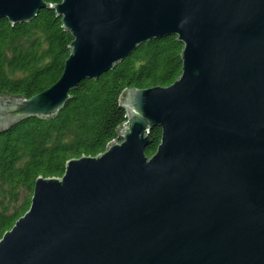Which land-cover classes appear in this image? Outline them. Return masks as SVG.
<instances>
[{
	"label": "water",
	"instance_id": "1",
	"mask_svg": "<svg viewBox=\"0 0 264 264\" xmlns=\"http://www.w3.org/2000/svg\"><path fill=\"white\" fill-rule=\"evenodd\" d=\"M42 9L73 36L64 71L31 98L0 96V130L57 115L80 82L153 39L183 43L182 73L128 89L103 153L37 178L0 264H264V0H0V19Z\"/></svg>",
	"mask_w": 264,
	"mask_h": 264
},
{
	"label": "trees",
	"instance_id": "2",
	"mask_svg": "<svg viewBox=\"0 0 264 264\" xmlns=\"http://www.w3.org/2000/svg\"><path fill=\"white\" fill-rule=\"evenodd\" d=\"M72 41L54 9L23 23L1 18L0 96L31 98L52 86ZM183 48L176 35L147 41L100 77L80 82L57 115L0 130V239L29 210L37 178L62 177L70 159L97 156L118 138L127 121L121 98L128 89L168 86L180 77ZM161 138L162 129L153 128L149 157Z\"/></svg>",
	"mask_w": 264,
	"mask_h": 264
}]
</instances>
